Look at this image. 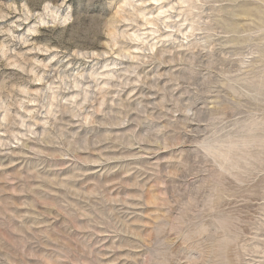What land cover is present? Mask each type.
Here are the masks:
<instances>
[{"label": "rangeland", "instance_id": "obj_1", "mask_svg": "<svg viewBox=\"0 0 264 264\" xmlns=\"http://www.w3.org/2000/svg\"><path fill=\"white\" fill-rule=\"evenodd\" d=\"M0 264H264V0H0Z\"/></svg>", "mask_w": 264, "mask_h": 264}, {"label": "snow or ice", "instance_id": "obj_2", "mask_svg": "<svg viewBox=\"0 0 264 264\" xmlns=\"http://www.w3.org/2000/svg\"><path fill=\"white\" fill-rule=\"evenodd\" d=\"M52 2L59 3V0H49V3H52Z\"/></svg>", "mask_w": 264, "mask_h": 264}, {"label": "clouds", "instance_id": "obj_3", "mask_svg": "<svg viewBox=\"0 0 264 264\" xmlns=\"http://www.w3.org/2000/svg\"><path fill=\"white\" fill-rule=\"evenodd\" d=\"M209 150H211V149H209Z\"/></svg>", "mask_w": 264, "mask_h": 264}]
</instances>
